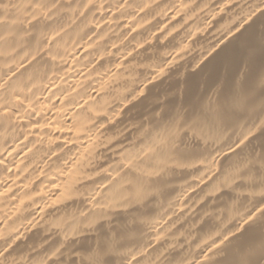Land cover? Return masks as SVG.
I'll list each match as a JSON object with an SVG mask.
<instances>
[{"label": "bare ground", "instance_id": "6f19581e", "mask_svg": "<svg viewBox=\"0 0 264 264\" xmlns=\"http://www.w3.org/2000/svg\"><path fill=\"white\" fill-rule=\"evenodd\" d=\"M0 264H264V0H0Z\"/></svg>", "mask_w": 264, "mask_h": 264}]
</instances>
